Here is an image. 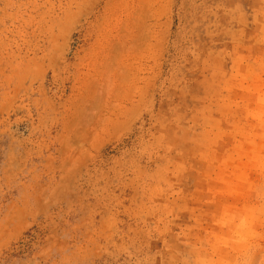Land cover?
Masks as SVG:
<instances>
[{
  "label": "rangeland",
  "instance_id": "obj_1",
  "mask_svg": "<svg viewBox=\"0 0 264 264\" xmlns=\"http://www.w3.org/2000/svg\"><path fill=\"white\" fill-rule=\"evenodd\" d=\"M0 264H264V0H0Z\"/></svg>",
  "mask_w": 264,
  "mask_h": 264
}]
</instances>
